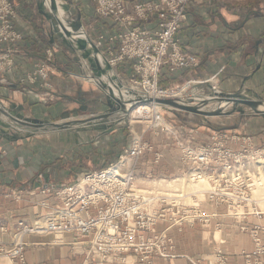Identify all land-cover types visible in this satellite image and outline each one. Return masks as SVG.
<instances>
[{"label": "crops", "instance_id": "crops-1", "mask_svg": "<svg viewBox=\"0 0 264 264\" xmlns=\"http://www.w3.org/2000/svg\"><path fill=\"white\" fill-rule=\"evenodd\" d=\"M11 1L15 6L12 22L21 38L11 44L15 50L12 70L0 74V100L3 105L12 110L21 107L19 113L42 120L62 119L67 108L69 106L72 108L71 97L77 94L82 85L86 96H83L85 101L81 103L83 106H89L97 99V95L88 92L90 90L85 89V83L74 75L76 73H72L80 72L81 70L76 69V63L80 69H82L81 64L78 61L75 63L64 48L51 43L45 31V20L41 18L43 16L37 9V0ZM123 1L130 10L135 2L154 0ZM70 3L80 12L86 32L92 40L100 35L107 36L116 30V25L111 19L96 12L91 0H70ZM61 4L69 13L67 4L63 1ZM154 25L155 20L145 24L146 27ZM178 38L184 50L198 58L199 64L188 73L184 69L175 74L169 73L166 66H163L159 75V84L163 88L168 86L174 88L171 86H177L184 79L187 81L190 76H196L199 82L206 84H212L214 81L216 86L212 87V90L228 92L237 90L244 81L243 78L249 76L245 81V87L264 96V0L194 1L187 8L186 20L178 32ZM49 46L54 48V69L50 75L53 87L45 90L39 88L37 84H29L27 74L34 64L44 57L45 50ZM3 47L0 43V50ZM118 70L121 75L130 77L131 63L120 64ZM211 84L208 85L212 86ZM0 116L6 120L4 116ZM225 119H227L225 124L215 129L224 128L226 131L242 132L257 123L240 122L238 115ZM169 128H172L171 125ZM180 128H184V135L180 138L185 144L195 147L210 144V142L192 143V140H195L193 135L198 130L184 126ZM123 129L124 127L110 130L87 140L74 137L75 144L72 148H66L64 152L54 149L56 153H53L51 148L46 150V146L42 147L34 143L35 136L13 141L10 134L5 136L0 134V240L10 242L12 234L20 228V221L29 225L36 219L38 212L36 202L42 198L38 191L43 185L49 183L65 185L57 182L63 179L60 176L62 173V176L65 175L64 170H68L67 175H72L75 181L81 174L88 172L85 167L83 169L85 172L80 173L75 169L70 173L71 161L89 166L90 163H99L100 157L103 158L105 153H111V158H115L113 150L106 152L104 144L114 146L118 141L120 145H124L126 137H123ZM24 131L27 132L28 128H24ZM175 132L167 133L168 137L164 136V131L158 132L155 142L153 139L144 138L150 142L153 150L142 155L136 162V187H138V178L142 181L151 180L153 178L151 173L154 170L157 171L154 177L163 176L159 169L160 166H164L162 164L164 162L172 165L175 174L192 169L191 165L181 162L179 146V152H175L176 154L173 152L174 148L171 146H174L177 143L175 140L178 139ZM135 134L129 130V140L125 141V146L130 144ZM230 147L233 150L239 148L236 143L230 144ZM117 158L112 161L104 158L105 162L101 160V164L114 163ZM202 169L213 180L221 179V166L210 163ZM155 179L156 177L152 180ZM261 199L263 200L264 197ZM201 209L212 214L208 224L195 222L171 226L166 221L157 223L155 231H165L171 238L173 245L171 253L174 256L165 258L155 256L154 264H220L217 262V251L225 256L223 264H245L244 254L250 253L254 248L250 234L240 230L239 221L229 216L225 204H214L204 198ZM260 209L264 211V200ZM247 220L251 223L257 221L252 217ZM262 222L264 223V216ZM54 240L51 234L26 235L25 264H78L83 260L85 247L75 234L66 233L59 242ZM260 259L261 264H264V255ZM0 264L18 263L1 259ZM105 264L142 263L134 254L126 253L124 259H111Z\"/></svg>", "mask_w": 264, "mask_h": 264}, {"label": "built area", "instance_id": "built-area-1", "mask_svg": "<svg viewBox=\"0 0 264 264\" xmlns=\"http://www.w3.org/2000/svg\"><path fill=\"white\" fill-rule=\"evenodd\" d=\"M91 1L100 16L111 19L116 25L114 32L100 35L93 42L100 49L103 60L131 87V97L125 98L127 102L137 95L157 97L178 93L173 88H163L159 75L163 66L171 74L198 66V58L184 50L178 32L186 20L188 6L199 0L135 2L130 10L123 0ZM14 13L11 0H0V43L4 46L0 50V74L12 70L15 50L11 44L21 38L12 22ZM150 20H155V25L146 27ZM53 53L54 48L49 46L44 57L34 64L27 74L29 84H37L45 90L53 87L50 80L54 69ZM125 62L131 63L130 77L118 71L119 65ZM186 83H191V79ZM132 110L146 119L143 132L170 130L164 123L162 107L139 104ZM239 139L220 130L212 133L210 145L195 147L177 141L181 162L192 166L189 181L198 182L208 176L202 168L210 163L222 168L221 179H210L208 189L187 193L183 183L159 184L152 189L136 187V162L145 153L152 152L153 147L143 134H135L116 162L85 172L69 184L43 185L38 191L42 198L36 202V219L29 225L20 221V228L12 234L10 242L0 240V260L25 264L28 234H51L54 242H59L64 234L72 233L85 247L84 258L78 264H105L111 259H124L126 253L134 254L142 264H154L155 256H174L171 238L165 231H155L159 221L171 226L209 223L212 214L201 209L202 200H196V193L202 192L208 202L225 204L229 216L239 221L240 230L250 234L254 248L244 254L245 264H261L264 211L252 196V183H246L240 170L247 157L245 147L235 151L227 146V142ZM187 198L190 201L187 202ZM249 217L256 218V223L249 222ZM217 262H225V256L219 251Z\"/></svg>", "mask_w": 264, "mask_h": 264}, {"label": "rangeland", "instance_id": "rangeland-1", "mask_svg": "<svg viewBox=\"0 0 264 264\" xmlns=\"http://www.w3.org/2000/svg\"><path fill=\"white\" fill-rule=\"evenodd\" d=\"M61 1H63L66 4H69V2H70V0H61ZM76 12H77L76 8L70 4V6H69V15H70L69 18L70 19L73 18L74 15L76 14ZM41 18H44V16ZM44 20H45V18H44ZM45 23H46L45 31H46V34L49 35L51 28L48 25L46 20H45ZM82 24H83L84 29L86 30L83 21H82ZM56 44L60 48H63L61 45L60 39L56 40ZM67 52H68L70 58H72V60L75 63H76V60L79 63H81L80 62L81 59L79 58L78 55L74 56L69 51H67ZM75 57H76V60H75ZM85 61H86L87 65L90 66V63L87 62L86 58H85ZM76 65H77L76 66L77 71L81 70L77 63H76ZM118 71L120 72V70H118ZM189 71L190 70H187L186 72L188 73ZM72 73L77 74L79 72H72ZM194 77L190 76L191 83L187 84L186 80L184 79L183 82L181 81L177 86L173 85L171 87H174L173 88L174 91L178 92L179 94L180 93L181 94H183V93L188 94L185 97L192 96L193 90L199 94L196 97H199L201 95L203 96L204 94L208 95L209 88L207 85L211 84V83H208L207 85L203 84L200 86V85L196 84L195 82H192L193 80L198 81V78H196V76H194ZM79 80H81L83 83H85V85H84L85 89L90 90L88 92H92L93 95H97V92H99V91L97 90V88L95 87V85L92 81L87 82V80H83L82 78H79ZM124 80H125V82L127 81L126 79H124ZM167 88L170 89V86H168ZM91 89H93L94 91ZM58 92H60V91H58ZM256 93L261 95L259 92H256ZM179 94H178V96H179ZM84 96H86V95L84 94ZM262 97H264V96H262ZM71 98L73 100V102L71 104L72 108H70V106L67 108V110L62 115V119L58 118V119L52 120V121L56 122V121H64V120H69V119L85 117V116H89L90 114L102 112L106 108V105L104 104L105 98H103L102 99L103 101H100V102L95 100L89 106H83L81 102L80 103L74 102L75 98H76V94H74ZM68 109H70V110H68ZM161 111L163 114L164 123L166 125H168L169 127H170V125L172 127L171 128L172 130L170 129L168 131H164V136L168 137L167 133H169L170 131H174V132L176 131L175 133H176V137L178 139H176L175 142L181 141L184 143V140L182 138H180V136L182 137V135H184V130H183L184 128H180L182 126L198 130L196 132L194 131L195 133L193 136L195 137V140H192V143H199V142L200 143H208V142H210V136L212 135V133L214 131H220V130L226 131V129L225 130L224 129H215V127H219V126H222L223 124H225V122H226L225 120H227L225 118H227V117L211 118V121L213 122V126L208 127L207 125L202 124L195 115L189 114L187 112L180 111L177 109H170L167 107H162ZM74 115H77V116H74ZM119 118L121 119V120H119V125H121V126H117V128L124 127L123 137H125L124 134H126V136H127L125 141L129 140V130H131V131L135 132L137 135H140L142 133L143 138H145V139L150 138V139H153L155 142V138L158 136L157 135L158 133H155V132L149 131V130H146L145 132H143L145 130V127H146V119L143 118V116L140 115L139 113H137L135 110L130 111L128 114V117L126 119H122L120 116H119ZM219 121H221V122H219ZM229 121L232 123L231 119H229ZM246 121L247 122L253 121V122H257V123L255 125H252V126L250 125V127L246 128L245 130H242V132L226 131L227 135H229L230 137L234 136V137L240 138L239 141H237V142L236 141L227 142V146L230 147V144L236 143L239 148H238V150H235V151L243 150L242 147H245V149H246L245 154L247 155V157L245 160H243L244 165L240 168V170L243 173V178L246 180V183H252V185H253L252 186V191H253L252 196H253V198L257 199L258 205L260 207L261 203L264 200V199L263 200L261 199L262 197H264V164H263V162H264V118H262L260 116H252L249 118L246 117V118L240 119V122H246ZM228 124H230V123H228ZM158 132H161V131H158ZM104 133H107V132H101L99 129H92V130H88V131H79L76 136L70 131H58L57 133L56 132H52V133L51 132H41V133L35 135V137H34L35 142L34 143L39 144L42 147L46 146V150L51 148L53 153H56L54 149H57L58 151L64 152L66 150V148H72L73 144H75L74 137H76V138L79 137V139L84 138L87 140L88 138L92 139L93 136L102 135ZM176 144H174V146L173 145L171 146L172 148H174V151H173L174 153L179 152L178 144L177 145ZM125 145H126V143H124V145H120L118 143V141L114 144V146H109V144H106V143L104 144L106 152H111L113 150V153L115 155H116V153H118V151H121L122 147L125 148L126 147ZM230 148H232V147H230ZM105 154L107 155L108 153H105ZM119 154H118V156H119ZM110 155H111V153L109 154V156ZM107 159H108V157H107ZM101 160L103 162H105L104 159H100L99 163L98 162L94 163V164L90 163L89 166H85V167L88 169V171H92L94 169L95 170L101 169V168H104L107 165H109L108 163H107V165L105 163L101 164ZM110 160L112 161L113 159H110ZM162 164H164V166H160L159 170L162 171L163 176H160V178L158 176H155L156 179L152 180L153 178H155L154 175L155 174L157 175V171L154 170L151 173V175L153 177L151 180L142 181V180H139V178H138V180H137L138 187L152 189V188H156L157 185H159V184H170L171 185V184H177V183L182 184L183 183L185 186L184 191L187 193H191L194 191L206 190L210 186V179H212V178H210L209 176H205L207 174L204 175L205 179L203 182H207V184L205 185L201 181H198V182L189 181L188 179H189L190 171H185V172L180 171V174H175V172L173 171L174 168L172 167V165H170L166 162H164ZM89 169H91V170H89ZM156 170H157V168H156ZM58 171H60V169ZM73 171H75V169H72L69 172L71 173ZM64 173H65L64 176H62L63 173L60 176L63 179H61L60 181L57 180V182L69 184V183H72L75 181L74 180L75 178L72 175L71 176L67 175L68 170H64ZM260 173H262V174L260 175ZM260 176H263L261 178L262 179L261 186H259L257 184L258 183L257 181H258ZM135 180H136V178H135ZM135 183H136V181H135ZM203 199H204V194L202 192L196 193V200H202L203 201ZM186 201L188 202V201H190V199H188ZM202 201H201V204H202Z\"/></svg>", "mask_w": 264, "mask_h": 264}, {"label": "water", "instance_id": "water-1", "mask_svg": "<svg viewBox=\"0 0 264 264\" xmlns=\"http://www.w3.org/2000/svg\"><path fill=\"white\" fill-rule=\"evenodd\" d=\"M49 1V6H45V0H37V9L38 12L44 16L51 28L49 34L51 43L57 45L56 40L60 39L62 47L69 51L72 55H80L86 58L96 76H100V74L104 73L105 71L112 70V68L106 62L105 68L100 66L98 55H100L102 59L103 56L100 49L96 46L84 29L79 11L76 12L73 18L65 21V23L70 26V32L72 33H70L66 28H63L65 33H67L69 36L72 35L75 37L76 35L74 38L75 40H73L76 46H74L72 40H68L64 36L57 34L56 30L52 27L54 21L57 20L58 22H61V25L65 24L63 23V20L59 18L57 13L56 0ZM70 4V2L67 4L68 10ZM82 32L85 34L84 38L79 36ZM74 75H77V77L82 78L83 80H87L83 76L82 69L79 73ZM248 77L249 76L243 78L244 81L235 91H215L212 90V86L207 85L206 82H198L197 84L200 86L203 84L208 86V95H201L199 97L192 95L182 99L181 97L170 96L153 97L137 95L136 98L131 100V102H127L126 99H120L113 96L112 91L110 87L107 86V84L103 83L102 86H100L93 82L99 91L97 92L96 100L100 102L103 101V98H105L104 104L106 105V108L102 112L90 114L89 116L56 122L42 120L27 114H21L19 113L21 107L12 110L11 108L5 107L0 100V105L3 106L0 107V115L4 116L6 119L3 120L0 116V134L3 136L10 134L11 140L17 141L25 140L41 132L70 131L75 136L79 131H88L92 129H99L101 132H108L110 130L116 129L117 126H121L119 125V120H121L119 117L118 120L116 118H112L116 114V111L125 109L127 105L128 110H124V112L127 113L123 118L126 119L131 109L139 104H150L184 111L195 115L202 124L207 125L208 127L213 126L211 118L232 117L234 115H238L240 119L246 117L249 118L252 116H260L264 118V108H261L264 106V97L254 92L252 89L245 87V81ZM87 82L90 81L87 80ZM77 93L79 95L84 94L82 85H80ZM81 101L84 102V98H82ZM209 105H212L213 108L204 109V107ZM24 128H28V131L25 132Z\"/></svg>", "mask_w": 264, "mask_h": 264}, {"label": "bare ground", "instance_id": "bare-ground-1", "mask_svg": "<svg viewBox=\"0 0 264 264\" xmlns=\"http://www.w3.org/2000/svg\"><path fill=\"white\" fill-rule=\"evenodd\" d=\"M50 4V1L49 0H45V6H49ZM56 6H57V13L59 15V18L61 20H63V23L65 25H61L60 23L61 22H58L57 20L54 21V23L52 24V27L56 30L57 34L58 35H61V36H64L65 38H67L68 40H75L74 36H69L67 33H65V31L63 30V28H66L67 30H71L70 26L67 25V23H65V21H68L70 18H69V13L66 11V9L64 8V6L61 4V1L60 0H56ZM72 33V32H70ZM81 38H84L85 37V34L84 32L80 33L79 35ZM73 44L74 46L75 43L73 41ZM79 58L81 59V67H82V71H83V76H88V77H85L87 80L89 81H92L94 82L95 84H98L100 86H102L103 83L107 84V86L110 87L111 91H112V94L113 96L117 97V98H120V99H125V98H128V97H131L130 95L132 94V89L130 87L127 86L125 80L123 79H120L117 77V74L116 72L114 71V69L112 70H109V71H105L104 73H101L100 76H96L93 69L87 65L86 61H85V58L83 56H80L78 55ZM98 58H99V62H100V66L102 68H105V61L102 59V57L100 55H98ZM212 87L215 88V84H214V81L212 82ZM217 88V87H216ZM217 91V90H216ZM179 93H174V94H170L169 96L170 97H181L182 98H185L186 95L188 94H179ZM192 95L193 96H198L199 94L197 92H195L194 90L192 91ZM206 94H204L203 96H205ZM213 108L212 105H209L207 107H204V109H211ZM261 108H264V106H262ZM124 110H128L127 109V105H126V108L125 109H120L118 111H116V114L114 115V117L112 118H116L118 120V117L121 116V118L123 119L126 115L127 112H124ZM132 113V112H131ZM129 114V113H128ZM96 122V121H95ZM26 130V129H25ZM52 133V132H51ZM57 133V132H56ZM44 135V134H43ZM264 164V162H263ZM263 168V167H262ZM262 173H260L261 175ZM263 176H260L259 179H258V185L261 186V182H262V178ZM205 179V178H204ZM204 179L202 178V180H200L203 184H207V182H203Z\"/></svg>", "mask_w": 264, "mask_h": 264}, {"label": "trees", "instance_id": "trees-1", "mask_svg": "<svg viewBox=\"0 0 264 264\" xmlns=\"http://www.w3.org/2000/svg\"><path fill=\"white\" fill-rule=\"evenodd\" d=\"M122 134H123V131H122ZM124 135H125V137H127L126 134H124ZM124 143H125V140H124ZM118 154H119V151H118V153H116L115 158H111L112 155L109 156V154H107V155L105 154L104 157H103V155H101L103 158L100 157V159H104V158H107V157H108V159H116L118 157ZM70 165L72 166L71 167L72 169H78V171H80L81 173L85 172V170H83V169H85V166H82L79 163L76 164L75 161H71Z\"/></svg>", "mask_w": 264, "mask_h": 264}, {"label": "flooded vegetation", "instance_id": "flooded-vegetation-1", "mask_svg": "<svg viewBox=\"0 0 264 264\" xmlns=\"http://www.w3.org/2000/svg\"><path fill=\"white\" fill-rule=\"evenodd\" d=\"M84 77H88V76L85 75ZM83 96H84V95H79V94L77 93V94H76L75 101H77V102H82L81 100H82ZM84 101H85V99H84Z\"/></svg>", "mask_w": 264, "mask_h": 264}]
</instances>
